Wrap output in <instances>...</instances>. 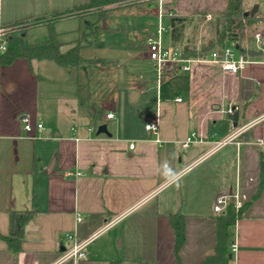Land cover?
Instances as JSON below:
<instances>
[{"label": "crops", "instance_id": "1", "mask_svg": "<svg viewBox=\"0 0 264 264\" xmlns=\"http://www.w3.org/2000/svg\"><path fill=\"white\" fill-rule=\"evenodd\" d=\"M90 3L0 0V28L10 33L34 23L24 32L26 39L38 31L48 40L53 31L59 42L68 33L61 24L86 17L78 12ZM137 3L158 19L157 0ZM165 3L167 12L191 20L186 28L189 46L190 29L197 32L217 22L229 0ZM262 8L258 16L264 15ZM72 12L75 16L60 18ZM207 14L212 21H204ZM257 25L264 49V22ZM166 36L171 42V34ZM202 46L199 41L193 48ZM242 49L239 53L255 50L262 55L250 56L256 63L238 74L195 65L190 73H179L186 83L166 90L178 73L166 74L161 83L157 79L155 87L141 78L144 83L134 84L126 101L139 105L125 108L116 101L113 108L106 107V116L75 90L74 72L88 69L83 56L79 67L51 59L0 61V264H202L216 252L217 218L222 215L214 211L216 199L236 194L241 215L231 230L230 264H264V189L257 194L264 155V50L255 35ZM145 51L156 74L146 41ZM110 113L115 118H107ZM26 118L34 126L30 133L24 130ZM157 118L161 144L145 129ZM101 125L107 133H98ZM192 132L210 139L184 149L182 143ZM235 133L236 138L217 147ZM235 202L232 198L228 205ZM12 212L34 213L20 251L11 250L2 238L9 235ZM77 214L83 218L80 223ZM174 215L185 217L186 238L178 252ZM74 231L80 242H87L86 259L77 262L62 259L72 247L64 236ZM235 242L238 251L231 255Z\"/></svg>", "mask_w": 264, "mask_h": 264}, {"label": "rangeland", "instance_id": "2", "mask_svg": "<svg viewBox=\"0 0 264 264\" xmlns=\"http://www.w3.org/2000/svg\"><path fill=\"white\" fill-rule=\"evenodd\" d=\"M96 1L91 8L81 9L78 12L86 15L80 21L67 20L61 24L68 33L62 34L59 42L63 44L61 47L63 52L75 44L88 47L82 51L83 63L88 69L74 72L75 90L80 97L85 95V100L99 106L101 116H106L108 108H113L116 101L125 108L139 105L133 102L127 104L126 101L127 97L129 100L131 98V87L136 83H144L141 78L150 87L157 85V77L153 73L151 62L145 58V41L148 36L155 34L158 19L150 13L151 11L145 10L143 5L137 3L140 0ZM254 4H259L258 0H244V10L251 11V6ZM259 17L264 22V15ZM217 19L219 20V16ZM218 20L203 25L197 32L191 28L189 47L193 48V45L199 41L202 45L215 41L219 28ZM42 22L50 23V21ZM96 23L94 34L88 24L94 26ZM165 24L169 25V20L166 19ZM31 25L15 27L10 33L12 35L23 33ZM79 29H81L80 33L76 31ZM258 31V25L246 27L244 35L237 32V37L243 44L246 40L254 39ZM27 40L37 45L46 42L47 37L36 31L31 32ZM164 45L170 47V36H165ZM98 61L102 62V66L97 64ZM78 80L80 84H77ZM179 81L186 83L187 78L180 77L179 73L176 74L173 84H166L164 90L172 85H179Z\"/></svg>", "mask_w": 264, "mask_h": 264}, {"label": "trees", "instance_id": "3", "mask_svg": "<svg viewBox=\"0 0 264 264\" xmlns=\"http://www.w3.org/2000/svg\"><path fill=\"white\" fill-rule=\"evenodd\" d=\"M96 0H91V3L80 9L91 8ZM100 1V0H99ZM98 0L96 2H99ZM250 11L244 10V0H229L227 11L219 17L217 29V39L211 43L203 45L200 49L190 48L185 46L186 28L190 24V19L187 17L173 16L170 17L169 26L171 28V43L172 47H181L183 54L186 56L208 55L212 50L223 48L226 46L242 44L238 39V33L244 35L246 27L256 26L261 18L258 13L250 16ZM75 16L74 12L60 16V18H68ZM94 26H90L95 34ZM230 37V39H229ZM83 46L76 44L66 52L61 51V45L57 40L53 31L50 33L49 39L42 43L33 45L30 44L25 33H18L8 37L7 50L1 55L2 64H10L17 59H51L62 66L79 67L82 63ZM264 189V155L260 165V184L258 195ZM241 215V210L237 211L234 203H230L224 213L217 218V247L213 256L208 257L202 264H230L229 246L233 239L232 228L236 220ZM33 212H12L10 214V232L4 238L9 248L13 251H20L21 244L24 239L25 227L33 219ZM171 224L175 232V249L176 252L183 246L185 242V217L183 215H174L171 217Z\"/></svg>", "mask_w": 264, "mask_h": 264}, {"label": "built area", "instance_id": "4", "mask_svg": "<svg viewBox=\"0 0 264 264\" xmlns=\"http://www.w3.org/2000/svg\"><path fill=\"white\" fill-rule=\"evenodd\" d=\"M258 2L260 8L261 6L264 7V0H258ZM165 6V0H157V28L155 34L147 37L146 39V49L148 52V56L149 59L154 63V70L159 83H161L163 77L168 73H190L193 67L198 64H211L216 66L223 72L238 74L242 72L249 64L256 63L250 56H248V54L239 53V51L236 50L235 46L218 48L209 52L208 55L197 56H186L183 54L182 49L178 47H166L164 45V38L166 35L171 34V28L169 25L165 24V20L173 17L174 15L171 11L167 12ZM203 18L205 22H210L213 20V16L211 14L205 15ZM9 34V31H5L0 28V55H2L7 50ZM255 40L257 46L261 50H264L262 47L263 37L260 32H257L255 34ZM176 101L182 102V98L178 97ZM228 113L233 114L234 110L229 109ZM107 118L113 119L115 118V115L113 113H110L107 115ZM24 123V130L26 132L30 133L34 130V126L29 119H24ZM36 128L39 132L43 131L44 129L42 124H38ZM145 129L148 132L149 136L153 138L156 143H162V140L160 138V123L158 118L153 121H149L145 125ZM236 136L237 135L235 133L228 139L218 142L217 147L226 145L234 138H236ZM209 139L210 138L208 136L192 132L186 137V139L182 143V147L184 149H188L193 144H202L207 142ZM76 141H78V139H76ZM262 144L264 143L262 142ZM134 146L135 145L133 143L130 144V149H134ZM232 198L236 200V210L240 209L241 203L239 202V197L237 194L222 195L216 199L214 211L217 214H223L228 206L229 200ZM82 220V216L77 214L76 222L80 223ZM64 237L66 240L72 242V247L65 252V255L62 259L74 260L75 262L86 259L85 248L87 246V242H80L77 238L76 231L72 233H66ZM237 251L238 245L235 242L231 246V255L235 254Z\"/></svg>", "mask_w": 264, "mask_h": 264}, {"label": "water", "instance_id": "5", "mask_svg": "<svg viewBox=\"0 0 264 264\" xmlns=\"http://www.w3.org/2000/svg\"><path fill=\"white\" fill-rule=\"evenodd\" d=\"M260 10L259 5H255L252 10L249 12L250 16H254L258 11ZM262 11H264V8H262ZM235 48L237 51L239 52H244L245 50L242 49L239 45H235ZM247 54L251 57H256V56H261L262 55V51H255V50H248L246 51ZM237 121H238V115L237 113L234 115V126H237ZM107 133V127L106 125H101L98 129V133ZM232 256H230L231 258Z\"/></svg>", "mask_w": 264, "mask_h": 264}]
</instances>
